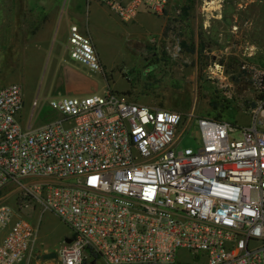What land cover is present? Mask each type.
Here are the masks:
<instances>
[{"label": "built area", "instance_id": "built-area-1", "mask_svg": "<svg viewBox=\"0 0 264 264\" xmlns=\"http://www.w3.org/2000/svg\"><path fill=\"white\" fill-rule=\"evenodd\" d=\"M86 1L124 22L162 16L170 4ZM67 50L75 65L104 72L77 25ZM253 82L263 94L264 70ZM49 105L60 118L33 129L21 122L23 87L0 89V193L15 186L21 210L41 207L66 226L58 264H264V100L242 128L127 101L111 88ZM193 127L199 147L178 149ZM39 241L38 223L0 204V264H28Z\"/></svg>", "mask_w": 264, "mask_h": 264}, {"label": "rangeland", "instance_id": "rangeland-1", "mask_svg": "<svg viewBox=\"0 0 264 264\" xmlns=\"http://www.w3.org/2000/svg\"><path fill=\"white\" fill-rule=\"evenodd\" d=\"M70 1L0 0V88L21 84L25 99H41L51 59L65 49ZM158 17L142 12L124 22L85 0V27L104 69L93 72L100 73L99 91L93 94L111 88L127 101L248 126L264 100L253 84L255 69L264 70V0H170L163 20ZM216 18L223 23L205 26ZM178 45L173 59L170 51ZM28 101L22 120L34 126L47 117L41 101L35 109ZM200 144L198 127H193L178 149ZM19 195L17 187L9 186L0 193V204L38 223L42 245L28 264H58L43 256L59 249L68 229L41 207L21 210ZM186 254L181 252L182 260Z\"/></svg>", "mask_w": 264, "mask_h": 264}, {"label": "crops", "instance_id": "crops-1", "mask_svg": "<svg viewBox=\"0 0 264 264\" xmlns=\"http://www.w3.org/2000/svg\"><path fill=\"white\" fill-rule=\"evenodd\" d=\"M69 12L67 13L65 18V32L63 34L64 40V50L61 48L58 49L56 55L51 59V66L47 69V73L44 76L42 81V91L39 93L41 99H38V106L41 101V110H44L46 113V119L32 126L33 129H39L47 124H50L60 118V113L53 110L49 102L52 99L63 97V96H88L93 93H98L99 87L97 83V77H100V73H93L89 70L81 68L75 65L69 58V53L67 50L68 45V36H69V28L71 25H77L83 33L89 35L93 41L92 36L89 34L88 29L85 27V0H71L69 3ZM141 14V13H140ZM139 14V15H140ZM163 20V17H158ZM220 23H223L220 18H216L215 20H209L206 22V25L216 26ZM166 24L164 20V25ZM101 60V59H100ZM102 63V61H101ZM103 66V64H102ZM106 65L104 64V67ZM106 68V67H105ZM21 85V84H20ZM22 86V85H21ZM1 89V88H0ZM24 89V88H23ZM26 96V95H25ZM27 99V100H26ZM25 106L26 110H28V100L34 98L26 97ZM43 103V104H42ZM25 110V107H24ZM23 114L21 116V122L23 123ZM66 236V235H65ZM51 253V252H50Z\"/></svg>", "mask_w": 264, "mask_h": 264}, {"label": "water", "instance_id": "water-1", "mask_svg": "<svg viewBox=\"0 0 264 264\" xmlns=\"http://www.w3.org/2000/svg\"><path fill=\"white\" fill-rule=\"evenodd\" d=\"M65 242L66 243H71V240L70 239H66ZM43 259L44 260H56L57 259V254H56V252H51V253L45 254L43 256Z\"/></svg>", "mask_w": 264, "mask_h": 264}]
</instances>
